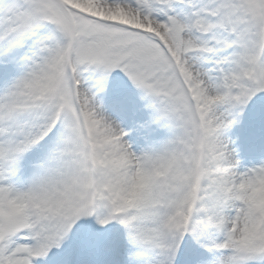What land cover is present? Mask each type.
Wrapping results in <instances>:
<instances>
[{
  "label": "snow or ice",
  "instance_id": "6c2138e0",
  "mask_svg": "<svg viewBox=\"0 0 264 264\" xmlns=\"http://www.w3.org/2000/svg\"><path fill=\"white\" fill-rule=\"evenodd\" d=\"M117 70L138 150L103 106ZM254 99L264 0H0V264H68L87 217L123 225L120 264H264V157L226 135Z\"/></svg>",
  "mask_w": 264,
  "mask_h": 264
},
{
  "label": "clouds",
  "instance_id": "9594fccd",
  "mask_svg": "<svg viewBox=\"0 0 264 264\" xmlns=\"http://www.w3.org/2000/svg\"><path fill=\"white\" fill-rule=\"evenodd\" d=\"M97 180H104V176H100L96 178ZM152 181L154 186L157 189L162 188L166 181L164 177L157 175L155 172L152 173ZM147 179L145 176L134 174L131 177H129V182L127 186L122 189L118 195L121 196L122 199L129 201V202H135L139 198L142 197V195H145L147 193ZM132 215H138L135 209L131 212Z\"/></svg>",
  "mask_w": 264,
  "mask_h": 264
},
{
  "label": "rangeland",
  "instance_id": "374dc122",
  "mask_svg": "<svg viewBox=\"0 0 264 264\" xmlns=\"http://www.w3.org/2000/svg\"><path fill=\"white\" fill-rule=\"evenodd\" d=\"M118 71V70H117Z\"/></svg>",
  "mask_w": 264,
  "mask_h": 264
}]
</instances>
